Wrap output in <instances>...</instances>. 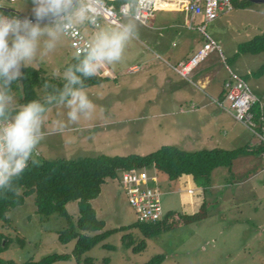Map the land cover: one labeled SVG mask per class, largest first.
Returning a JSON list of instances; mask_svg holds the SVG:
<instances>
[{
	"label": "rangeland",
	"instance_id": "rangeland-1",
	"mask_svg": "<svg viewBox=\"0 0 264 264\" xmlns=\"http://www.w3.org/2000/svg\"><path fill=\"white\" fill-rule=\"evenodd\" d=\"M0 5L3 6L0 10L7 15L32 19L31 0H0ZM114 25L100 22L103 27ZM80 28L87 38L95 31L88 24ZM142 30L144 28L138 24V35L127 42L118 62L98 70L101 83L84 88L93 105L88 117L81 116L77 122L68 123L67 109L63 105L48 109L43 126L46 134L36 145L33 157L53 161L98 155L145 156L163 146H176L186 152L264 148L263 133L252 134L234 119L232 111H225L227 103L223 104L224 108L216 103L226 102L218 81L225 64L246 80L255 98L253 107L261 113L264 123V74L255 75L264 64V56L237 55L241 43L264 33V4L235 5L231 12L222 13L207 26L208 34L216 38L224 57L222 63L217 52H212L211 59L192 71L201 75L211 73L214 79L219 78L207 90L197 85L198 79L181 77L176 72L182 58L181 62H188L193 57L189 55L191 51L202 47L199 35L187 31V45L178 43L176 46L171 42L168 51L173 54L165 55L152 48ZM55 49L28 67L42 69L47 77L62 80L65 66L75 54L67 38H62ZM134 66L137 70L130 73ZM35 90L39 97L45 95L42 88ZM13 95L18 103L19 96ZM57 119L64 120L66 126L52 131V122ZM157 179L164 214H194L201 210L204 202L208 212L206 219L175 226L151 238H144L136 229L122 230L85 253L78 262L72 259L56 264H84L87 258L92 259L93 264H144L158 255H164L161 264H264V157L261 153H245L235 158L230 168L216 169L211 183L215 188H210L212 191L208 190L204 197L202 189L192 181L180 178L171 182L162 173H157ZM243 181L245 183L237 187L236 183ZM91 205L97 218L106 223L105 229L120 228L135 221L118 180H108ZM67 212L74 222L78 217L76 202L67 205ZM7 218L9 226L0 220V233L5 239L3 246L6 245L0 252L1 261L21 264L52 254H70L74 249V241L68 244L58 241L57 233L67 225L65 218L37 214L34 196L12 209ZM126 234L132 236L127 238V243L133 242L135 246L143 240L145 248L133 252V248L122 241ZM103 245L113 248H103Z\"/></svg>",
	"mask_w": 264,
	"mask_h": 264
},
{
	"label": "trees",
	"instance_id": "trees-1",
	"mask_svg": "<svg viewBox=\"0 0 264 264\" xmlns=\"http://www.w3.org/2000/svg\"><path fill=\"white\" fill-rule=\"evenodd\" d=\"M108 5L118 8L122 0L106 1ZM233 7L239 5L243 7L248 0H231ZM0 12H3L0 10ZM5 13V12H3ZM263 54L264 56V33L257 35L241 43L237 48L238 54ZM73 58L66 66L75 63ZM22 76L18 81L12 82L9 87L13 93L19 96L18 103H26L32 99H42L36 92V87L42 88L45 80L57 88L62 86L63 80L47 77L42 69L31 67L22 69ZM264 74V64L259 68L255 75ZM242 78V77H241ZM244 80V78H243ZM102 79L94 75L84 80V88L101 83ZM246 82V80H244ZM17 83L20 84L17 86ZM223 91L222 96H224ZM254 106V105H253ZM52 107V106H50ZM49 107V108H50ZM253 121L258 125L257 130L261 132L264 124L261 113L252 107ZM251 153L253 155L264 153V148L250 150L243 147L235 150H224L214 148L210 150H200L196 152H186L176 146H163L157 151L145 156L127 155L109 157L98 155L76 160H42L38 156L33 157L38 163L32 164L29 160L25 170L21 175L13 179V190L0 192V220L10 225L7 218L8 213L24 204L25 199L34 196L36 213L45 217L59 215L66 220V228L57 233L58 241L62 244L75 242L74 249L70 254H52L41 258L38 261H28L21 264H56L72 259L77 262L82 256L95 246L101 244L111 235L122 230H138L144 238H151L163 232L170 231L175 226L189 225L206 219L208 212L203 202L201 210L194 214H181L168 212L163 218L153 223H139L135 221L127 226L120 228L105 229L106 223L99 220L96 211L91 205V201L99 197L103 185L108 180H118L119 172L132 169L154 170L164 174L168 181H178L183 176H190L196 185L201 188L203 193H207L212 183V174L218 168H230L232 161L240 155ZM119 182V181H118ZM76 202L78 217L73 222L67 212V205ZM131 234L122 237V241L132 247L133 252H139L145 248L144 241L135 245L133 242L127 243V238ZM4 235L0 233V252L6 247L3 246ZM103 248L113 247L103 245ZM164 255H158L144 264H161ZM0 264H18L13 261H1ZM84 264H93V260L87 258Z\"/></svg>",
	"mask_w": 264,
	"mask_h": 264
},
{
	"label": "clouds",
	"instance_id": "clouds-1",
	"mask_svg": "<svg viewBox=\"0 0 264 264\" xmlns=\"http://www.w3.org/2000/svg\"><path fill=\"white\" fill-rule=\"evenodd\" d=\"M32 19L0 12V192L13 190V179L29 160L37 164L36 145L46 134L44 123L50 106L63 105L68 123L88 117L93 105L84 90V80L106 65L118 62L127 42L138 35L143 0H122L121 18L114 26L99 25L100 0H31ZM0 7H3L0 5ZM95 28L77 50L75 63L63 71L59 88L45 80L42 99L16 103L9 87L23 74L21 68L53 51L62 38H75L80 26ZM19 84L17 83V86ZM52 131L62 130L65 121L52 122Z\"/></svg>",
	"mask_w": 264,
	"mask_h": 264
},
{
	"label": "built area",
	"instance_id": "built-area-1",
	"mask_svg": "<svg viewBox=\"0 0 264 264\" xmlns=\"http://www.w3.org/2000/svg\"><path fill=\"white\" fill-rule=\"evenodd\" d=\"M160 0H143L145 7L142 9L139 23L146 24L155 14L156 5ZM169 4H175L178 11L187 18L186 26L189 30L197 31L203 38L202 48L188 62L180 64L176 72L181 77H188L191 72L209 54L217 52L222 56L218 42L208 34L207 25L214 22L222 13H229L233 10L231 0H164ZM101 21L113 25L119 21V7L108 5L104 0H100ZM200 19L195 24L196 19ZM93 27V26H92ZM94 28V27H93ZM71 49L76 55L77 50L82 48L87 39L81 29L75 38H67ZM136 68V67H135ZM228 79L224 84L226 102H218L220 106L228 104V111H232L234 119L243 124L252 134L260 136L257 130L258 125L253 121L251 109L255 104V98L251 88L238 74L231 71L227 66ZM263 118L261 119V121ZM261 133L264 134V125L261 126ZM118 181L123 188L128 204L132 208L135 219L139 223H153L163 218L164 213L160 204V191L157 174L154 170L132 169L119 172ZM190 192V191H189Z\"/></svg>",
	"mask_w": 264,
	"mask_h": 264
},
{
	"label": "crops",
	"instance_id": "crops-1",
	"mask_svg": "<svg viewBox=\"0 0 264 264\" xmlns=\"http://www.w3.org/2000/svg\"><path fill=\"white\" fill-rule=\"evenodd\" d=\"M104 1L105 2L106 1L112 2L114 0H104ZM111 6H113V5H111ZM156 10L157 11L153 15V17L149 20L150 22L148 21L146 24H141V23L138 22V24H140L141 27L144 28V30L141 31V33H143V37L145 38V40L147 42H150L151 43V46H152V48L154 50H159L161 53H163L165 55L173 54L172 51L171 52L168 51V48L172 44L171 42H175L176 43V46L178 45V43H182V44L184 43L185 45H187V41H188V39H187V36H188L187 33L188 32L189 33H196L197 35H199L201 37V39H202L201 44L203 45V38H202V36L197 31H195V30H189L187 28V26H186L187 18H186V16L183 13H181V12L178 11V9L175 6V4H169V3L165 2L164 0H160V1H158L157 5H156ZM7 13H10V11H7ZM103 22H105V21H103ZM199 22H200V19L198 18V19L195 20L194 23L195 24H198ZM90 27H91V29L93 28L92 26H90ZM168 30H170V32ZM165 31H168V33H164ZM214 39L216 40V38H214ZM201 48L202 47L200 45V47H198L197 49L196 48L193 49L189 55L194 57L195 54H197V52ZM218 57H219V59H221V62L224 63V61L219 56V54H218ZM186 58H188V57H186ZM208 59H211V58L208 56V58L206 60H208ZM183 60L184 59L182 58L181 61H183ZM181 61H180V64L181 63L183 64V62H181ZM223 67L221 68V70L223 71V76H221V79L218 78L219 80L217 78L214 79V77H213V75H211V73H207V74L204 73V75H201V73H199V72H195V73L194 72L193 73L191 72V74L188 77L191 76L190 77L191 79H193V78L198 79L197 85H200L202 88H204L206 90H207V88L212 87V85H213L212 82L218 80L221 83V86H222V89L220 88V90H222V92H223L224 91L223 84L226 81V78H228L227 77L228 74H227L226 65L223 64ZM136 70H137V67L135 68V66H134V67H131L130 68L129 72L132 73V72H134ZM215 87L216 86H214L213 88L216 89ZM224 97H225V95H224ZM216 103H217L218 106H220L218 104V102H216ZM224 106H225V104H224ZM224 106L223 107L220 106V107L224 108ZM225 109H226L225 110L226 112H229L227 110V108H225ZM244 134H246V133H244ZM250 147H253V146L251 145ZM253 148H255V147H253ZM262 157H264V153H262ZM182 180H185V181H187L189 183H191V181H192V183L194 184V182H193V180H192V178L190 176H183L182 177ZM245 181L236 183L237 187L242 186L245 183ZM218 187H220V186H218ZM210 188H215V187L211 185ZM210 188L208 190H210ZM210 191H212V190H210ZM204 194L205 193H203V191H202L203 197H204ZM203 200H204V198L201 200V203L203 202Z\"/></svg>",
	"mask_w": 264,
	"mask_h": 264
},
{
	"label": "water",
	"instance_id": "water-1",
	"mask_svg": "<svg viewBox=\"0 0 264 264\" xmlns=\"http://www.w3.org/2000/svg\"><path fill=\"white\" fill-rule=\"evenodd\" d=\"M248 1L257 4H264V0H248Z\"/></svg>",
	"mask_w": 264,
	"mask_h": 264
}]
</instances>
